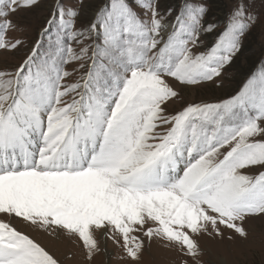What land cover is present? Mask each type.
<instances>
[{
    "label": "snow or ice",
    "instance_id": "6c2138e0",
    "mask_svg": "<svg viewBox=\"0 0 264 264\" xmlns=\"http://www.w3.org/2000/svg\"><path fill=\"white\" fill-rule=\"evenodd\" d=\"M44 7L31 47L10 37ZM251 8L236 0L219 21L210 0L164 13L157 0H0V55L27 48L0 70V264H63L35 233L88 264L108 241L127 264H147L154 246L202 264L201 240L244 245L252 221L264 228V57L226 98L187 99L224 87L264 29Z\"/></svg>",
    "mask_w": 264,
    "mask_h": 264
},
{
    "label": "rangeland",
    "instance_id": "374dc122",
    "mask_svg": "<svg viewBox=\"0 0 264 264\" xmlns=\"http://www.w3.org/2000/svg\"><path fill=\"white\" fill-rule=\"evenodd\" d=\"M49 0H46V3ZM109 0H93L96 6L108 3ZM131 2V0H129ZM179 0H157L159 10L164 13L169 7L175 8ZM236 0H210V12L208 20L222 21L225 12L230 8ZM252 4V11L264 12V0H249ZM46 7L36 11L35 14L29 17L30 27L24 33H10L12 36L22 35L26 38L28 47L37 39V34L42 26L44 19L47 16ZM175 15V13H173ZM172 17H169L171 20ZM82 23V22H81ZM264 29L259 25L253 32L243 41L242 51L234 57L232 65L228 66L223 77L224 87H217L214 84L206 83L197 88L190 90L187 93V99L190 102L209 101L215 102L226 98L231 92H234L243 75L249 72L254 64L261 57H264ZM216 33H202L200 37V47L194 51H203L205 47L210 46L215 42ZM97 41L96 34L88 39L85 43L93 45ZM46 46V45H45ZM72 47L79 50V45L72 44ZM27 48H21L16 53H5L0 55V70H13L15 66L24 57ZM77 63L66 65V69L72 72L77 69ZM77 72L72 79H77ZM255 225V234L250 237V240L244 245H229L227 242L220 243L218 241H210L207 239L201 240V246L204 249V255L200 258L202 264H264V228L261 227L259 221H252ZM23 229V225H17ZM30 231V230H27ZM36 239L40 240L50 250L54 251L56 256L63 261V264H88L83 253L78 246H73L68 243H63L59 246H54L47 238L34 234ZM106 248V251L103 250ZM65 253H69L72 258L65 259ZM121 250L115 247L111 241L107 244L102 243V251L94 258L92 264H127V260L122 259ZM147 264H182V258L173 251L164 248L152 249V256H145ZM189 264H193L189 261Z\"/></svg>",
    "mask_w": 264,
    "mask_h": 264
}]
</instances>
